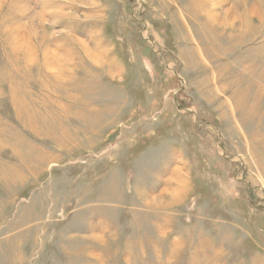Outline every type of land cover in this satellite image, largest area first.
I'll return each mask as SVG.
<instances>
[{
	"label": "rangeland",
	"instance_id": "rangeland-1",
	"mask_svg": "<svg viewBox=\"0 0 264 264\" xmlns=\"http://www.w3.org/2000/svg\"><path fill=\"white\" fill-rule=\"evenodd\" d=\"M205 1L0 0V264H264V0Z\"/></svg>",
	"mask_w": 264,
	"mask_h": 264
},
{
	"label": "bare ground",
	"instance_id": "bare-ground-1",
	"mask_svg": "<svg viewBox=\"0 0 264 264\" xmlns=\"http://www.w3.org/2000/svg\"><path fill=\"white\" fill-rule=\"evenodd\" d=\"M203 1H204L203 4H206L207 1H205V0H203ZM208 17H209V16H208ZM211 17H213V16H211ZM208 19H209V18H208ZM211 19H212V18H211ZM211 19H209V20H211ZM209 20H208V21H209ZM211 21H212V20H211Z\"/></svg>",
	"mask_w": 264,
	"mask_h": 264
}]
</instances>
